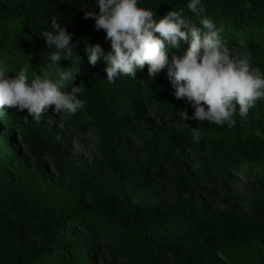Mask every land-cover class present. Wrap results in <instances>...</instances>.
Segmentation results:
<instances>
[{"label": "trees", "instance_id": "trees-1", "mask_svg": "<svg viewBox=\"0 0 264 264\" xmlns=\"http://www.w3.org/2000/svg\"><path fill=\"white\" fill-rule=\"evenodd\" d=\"M189 2L139 0L138 6L156 12L157 18L168 10L182 9L186 19L202 27V17L188 10ZM201 5L203 16L222 29L227 46L237 48L244 41L251 66L264 72V0H201ZM85 11L98 13L96 0H0V70L8 75L27 69L29 79L33 73L57 79L47 68L53 49L46 47L40 34L52 30L53 17L72 34L80 61L78 57L73 62L60 61L65 71L73 73V81L63 90L79 85L83 92L78 98L84 107L70 121L92 129L109 180L106 184L86 166L75 164L63 141L31 116V122H23L16 112H0V264H90L88 255L96 252L98 242L111 257L103 264H264V101H257L246 117L239 115L237 106L232 128L194 119L181 121L179 111L191 116V104L175 98L165 76L149 77L147 65L137 70L135 78L107 80L103 56L111 51L110 41L95 28L94 19L84 18ZM84 38L103 50L94 65L84 51ZM187 47V43L178 49L169 47V60ZM146 103L155 104L180 135L142 117ZM116 106L123 107L124 113L115 116ZM193 128L200 129V139L206 135L211 142L209 149L223 162L219 169L241 170L256 183L249 212L234 211L231 193L225 201L227 210L211 207L201 195L209 191L201 189L176 159L168 161L174 178L170 182L163 163L175 149L171 138L190 140ZM128 133L142 142L148 158L144 166L129 154L124 138ZM15 137L29 163L23 156L12 159ZM45 158L66 175L65 186L39 176L46 169ZM130 175L147 186L154 178L170 183L176 205L129 202L118 187L122 177Z\"/></svg>", "mask_w": 264, "mask_h": 264}, {"label": "clouds", "instance_id": "clouds-1", "mask_svg": "<svg viewBox=\"0 0 264 264\" xmlns=\"http://www.w3.org/2000/svg\"><path fill=\"white\" fill-rule=\"evenodd\" d=\"M98 13L85 11L84 18H92L95 28L105 32L111 51L104 54L106 78L112 83L120 76L135 78L137 70L147 65V75L152 79L163 69L174 88L176 99H186L194 109L191 116L180 110L183 122L194 119L216 125H235L234 115L239 110L246 117L257 101H264V72L252 67L251 56L244 41L237 48H229L221 37L222 29L216 28L212 19L203 16L205 8L201 0H190L188 10L201 16L197 27L183 15V10H168L157 18L156 12L138 6L139 0H96ZM51 18V31H43L49 53L47 68L58 76L53 80L48 73H36L29 79L27 69L16 75L0 70V109L27 111L34 121L40 122L51 107L54 113L75 115L84 107L78 98L83 89L71 85L64 91L73 73L60 66L61 60L73 62L77 47L72 43V34ZM188 47L182 55H172L168 49ZM84 51L89 63L95 64L103 54L99 44H89L84 38ZM171 107H173L171 105ZM51 122V121H50ZM63 127V122H60ZM197 142L201 138L199 128H193Z\"/></svg>", "mask_w": 264, "mask_h": 264}, {"label": "rangeland", "instance_id": "rangeland-1", "mask_svg": "<svg viewBox=\"0 0 264 264\" xmlns=\"http://www.w3.org/2000/svg\"><path fill=\"white\" fill-rule=\"evenodd\" d=\"M158 74L169 79L167 68L161 70ZM124 110L123 107L116 106L112 109V112L115 116H119L124 113ZM2 111L16 112L17 117L21 121L31 122L26 110L21 112L16 109L5 108L0 109V112ZM141 115L142 117H147L157 127L162 129L172 128L176 134L180 135L178 129L170 125L167 119L158 111L155 104H144ZM70 116L67 113H61L55 117L52 112H46L38 123L48 132H53L56 140L60 139L63 141L69 158L75 164L86 166L96 176L101 177L104 183L109 184L104 164L97 149L95 134L90 127L80 128L76 126L70 121ZM61 121L63 122V127L59 126ZM124 138L128 143V151L131 157L137 164L144 166L148 158L143 152L141 140L130 133L126 134ZM171 140L175 146L174 152L172 155H167L163 163L164 169L168 172L170 182H173L174 178L168 161L176 159L186 166L188 173L197 180L201 189L209 191L210 194L203 191L204 193L201 192V195L209 202L211 207L227 210L228 207L225 201H227L226 199L231 193L233 197L231 203L235 212L244 213L250 211L248 203L254 199L256 183L251 177H246L241 170L230 171L225 166L219 169V166H223V162H218L213 151L209 149L211 142L206 135L198 142L194 138L190 140L183 138V141L179 142L175 136ZM15 144L17 147H14L13 151L16 153L12 159L16 160L19 156H23L29 163V156L22 149L20 140L17 137H15ZM44 166L46 169L39 171L41 178L56 182L60 186H65L67 183L65 174L58 173L48 159H46ZM118 188L126 194L129 202L143 206H156L159 203L173 206L177 202L172 192V185L158 178H154L153 183L147 186L140 183L135 175L123 176ZM223 196L226 197L224 202ZM43 246L49 254H54L48 245L43 244ZM88 259L91 261L90 264H103L105 261H110L111 257L103 250L102 244L98 242L96 252L93 251L92 254H89ZM112 264H115V262L113 261Z\"/></svg>", "mask_w": 264, "mask_h": 264}]
</instances>
